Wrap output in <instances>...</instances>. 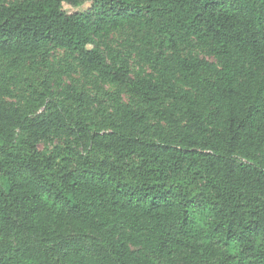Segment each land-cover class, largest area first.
<instances>
[{"label":"trees","instance_id":"1","mask_svg":"<svg viewBox=\"0 0 264 264\" xmlns=\"http://www.w3.org/2000/svg\"><path fill=\"white\" fill-rule=\"evenodd\" d=\"M56 49L119 89L0 96V264H264V0H0V63Z\"/></svg>","mask_w":264,"mask_h":264},{"label":"rangeland","instance_id":"2","mask_svg":"<svg viewBox=\"0 0 264 264\" xmlns=\"http://www.w3.org/2000/svg\"><path fill=\"white\" fill-rule=\"evenodd\" d=\"M23 0H7V3H14ZM89 7L86 4L79 8H73L65 5V9L69 13L77 11H84ZM131 30L124 28L112 33V45L119 51L127 52L126 48H123L122 44L130 37ZM193 55L201 58L211 60L204 49L195 47L192 50ZM130 65L133 71V75L146 76L152 73L149 67L141 64L139 60L132 55L130 57ZM50 83L51 93L48 96L47 102L54 101L58 104H65V94L69 86H74L79 90L90 94L93 97H98L103 107L110 105L109 98L105 96L107 93H115L119 87L112 84L100 83L95 85V77L86 75L83 70L77 65V63L68 57L64 50H53L50 55L44 61L41 57H38L35 61L26 60L21 64H15L11 60H4L0 63V90L4 87L9 88L11 94L0 95L1 98L7 102L15 104L33 115L40 114L45 111L46 103L42 97L45 93V82ZM34 91L37 92L34 93ZM104 95V96H103ZM123 100L125 103H132L131 96L123 92ZM62 145V141L56 139L54 142L43 143L41 150L51 152L54 146Z\"/></svg>","mask_w":264,"mask_h":264}]
</instances>
